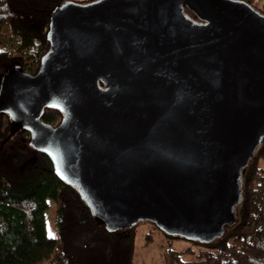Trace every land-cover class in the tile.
Wrapping results in <instances>:
<instances>
[{"label": "water", "instance_id": "95a60500", "mask_svg": "<svg viewBox=\"0 0 264 264\" xmlns=\"http://www.w3.org/2000/svg\"><path fill=\"white\" fill-rule=\"evenodd\" d=\"M57 10L36 74L5 82L38 150L106 223L217 241L264 143V14L245 0Z\"/></svg>", "mask_w": 264, "mask_h": 264}, {"label": "trees", "instance_id": "16d2710c", "mask_svg": "<svg viewBox=\"0 0 264 264\" xmlns=\"http://www.w3.org/2000/svg\"><path fill=\"white\" fill-rule=\"evenodd\" d=\"M68 1L0 0V32L16 39L0 49V264H132L130 230L111 227L99 217L38 150L32 128L4 105L9 101L6 80L16 71L36 74L49 48L50 21ZM245 1L264 14V0ZM31 59L35 66L25 69ZM61 118L53 108L40 114L49 126ZM243 176L233 226L217 241H196L200 248L192 260L164 250L163 264H264V143ZM47 200L53 202V235L46 231Z\"/></svg>", "mask_w": 264, "mask_h": 264}, {"label": "rangeland", "instance_id": "374dc122", "mask_svg": "<svg viewBox=\"0 0 264 264\" xmlns=\"http://www.w3.org/2000/svg\"><path fill=\"white\" fill-rule=\"evenodd\" d=\"M79 0H70L68 3H73ZM92 0H81V2L88 3ZM66 3V4H68ZM58 10H56L54 17H56ZM16 43V39L7 36L4 31L0 32V49H8L7 47L12 46ZM35 66L34 60L27 61L25 69L33 68ZM7 109L11 110L9 101L5 104ZM48 209L45 212L46 220V231L49 235H53L52 231V216H53V202L47 200ZM109 226H113L111 223H107ZM130 230L131 238L133 239V258L132 264H163L161 261L162 252L166 249H174L178 252L183 253L185 259L192 260L194 255L199 250V245L196 241L182 236L180 239L169 237V233L160 229L154 228L150 223H139L134 227L127 228Z\"/></svg>", "mask_w": 264, "mask_h": 264}]
</instances>
